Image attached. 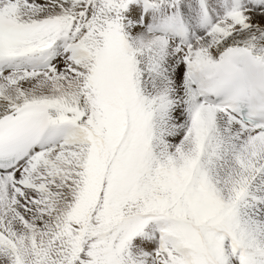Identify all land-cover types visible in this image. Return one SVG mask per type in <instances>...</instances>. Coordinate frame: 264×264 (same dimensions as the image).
<instances>
[{
    "label": "snow or ice",
    "instance_id": "obj_1",
    "mask_svg": "<svg viewBox=\"0 0 264 264\" xmlns=\"http://www.w3.org/2000/svg\"><path fill=\"white\" fill-rule=\"evenodd\" d=\"M0 264H264V0H0Z\"/></svg>",
    "mask_w": 264,
    "mask_h": 264
}]
</instances>
